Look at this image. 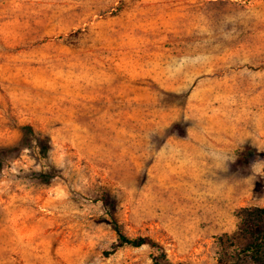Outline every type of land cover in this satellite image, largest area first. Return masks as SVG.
<instances>
[{"label":"rangeland","instance_id":"1","mask_svg":"<svg viewBox=\"0 0 264 264\" xmlns=\"http://www.w3.org/2000/svg\"><path fill=\"white\" fill-rule=\"evenodd\" d=\"M0 148V264H259L264 0H0Z\"/></svg>","mask_w":264,"mask_h":264},{"label":"trees","instance_id":"2","mask_svg":"<svg viewBox=\"0 0 264 264\" xmlns=\"http://www.w3.org/2000/svg\"><path fill=\"white\" fill-rule=\"evenodd\" d=\"M23 133H33V129L30 125H23L21 127ZM36 144L38 147V153L41 157L48 159V151L50 149L49 138L47 136H41L36 138ZM256 154L255 150L246 149L242 152L241 157L243 159H249ZM2 148H0V168L3 160ZM38 179L44 183H48L56 173L52 165L49 166V170H40L37 174ZM107 203V202H106ZM114 209L109 208L107 213L110 217L113 229L116 234V243L114 244L112 251L122 245H130L133 247H139L142 245H148L157 250V254L152 256L153 264H171L167 257L165 250L161 243L152 238L149 235H137L129 237L125 235L120 229V224L114 216ZM239 218V226L237 235L243 241V250L245 257L253 263H264V206L250 205L239 208L237 211ZM219 263H221L219 261Z\"/></svg>","mask_w":264,"mask_h":264}]
</instances>
